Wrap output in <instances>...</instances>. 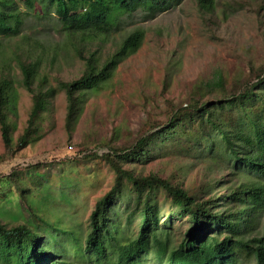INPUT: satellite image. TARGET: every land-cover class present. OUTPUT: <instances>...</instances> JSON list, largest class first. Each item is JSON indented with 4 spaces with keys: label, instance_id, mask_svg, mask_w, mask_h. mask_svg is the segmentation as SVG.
Segmentation results:
<instances>
[{
    "label": "trees",
    "instance_id": "1",
    "mask_svg": "<svg viewBox=\"0 0 264 264\" xmlns=\"http://www.w3.org/2000/svg\"><path fill=\"white\" fill-rule=\"evenodd\" d=\"M24 1L40 16L53 10L69 46L84 60V70L80 77L56 80L52 86L40 59L19 61L20 85L31 105L15 141L19 94L13 78H0V137L4 148L13 147L14 153L41 137L37 122L59 90L65 93V126L71 131L89 93L99 90L141 47L145 31L126 33L105 58L98 50L85 54L76 40L88 43L106 36L122 14L143 11L151 18L183 0ZM197 4L209 11L215 0ZM19 23L14 0H0V34H17ZM255 76L256 81L235 80L228 90L217 70L211 81L193 84L188 103L174 110L165 127L105 155L114 171L113 182L85 222L66 226L40 214L52 196L49 177H41L34 186L28 177L12 173L0 178V188L5 180L16 186L19 199L37 218L8 226L0 211V264H240L241 257L264 264V66ZM166 142L179 155L208 161L210 171L214 166L229 170L227 191L204 199L157 174L135 175L122 167L144 157L148 146ZM159 194L165 195L166 216L161 215ZM176 222L187 225L180 238Z\"/></svg>",
    "mask_w": 264,
    "mask_h": 264
},
{
    "label": "rangeland",
    "instance_id": "2",
    "mask_svg": "<svg viewBox=\"0 0 264 264\" xmlns=\"http://www.w3.org/2000/svg\"><path fill=\"white\" fill-rule=\"evenodd\" d=\"M14 3L18 33L0 34V78H13L19 94L13 141L26 126L31 105L20 85L19 61L40 59L52 86L56 80H74L84 70V60L69 46L52 9L40 16L37 10H28L24 0ZM135 28L145 31L141 47L99 90L89 93L71 131L65 126V93L59 90L37 122L39 139L14 153L13 147L4 148L0 137V178L12 173L28 177L34 186L41 177H49L52 196L40 214L52 221L59 219L66 226L85 222L113 182L114 171L104 156L165 127L174 110L188 103L195 82L211 81L219 70L229 90L237 79L256 81V71L264 66V0H215L209 11L200 9L197 0H183L151 18L143 11L122 14L106 36L76 43L85 54L98 50L105 58ZM69 145L74 149L70 151ZM147 148L144 157L122 167L135 175L157 174L204 199L225 193L231 183V172L223 166L210 171L208 161L179 155L168 142ZM8 182L0 188L3 222L11 226L37 220ZM158 205L166 216L164 194L158 195ZM186 227V222L174 223L177 238ZM240 264L254 262L241 257Z\"/></svg>",
    "mask_w": 264,
    "mask_h": 264
},
{
    "label": "built area",
    "instance_id": "3",
    "mask_svg": "<svg viewBox=\"0 0 264 264\" xmlns=\"http://www.w3.org/2000/svg\"><path fill=\"white\" fill-rule=\"evenodd\" d=\"M68 149L71 151V150L74 149V146H73V145H69V146H68Z\"/></svg>",
    "mask_w": 264,
    "mask_h": 264
}]
</instances>
